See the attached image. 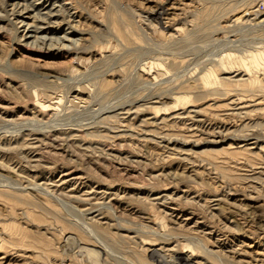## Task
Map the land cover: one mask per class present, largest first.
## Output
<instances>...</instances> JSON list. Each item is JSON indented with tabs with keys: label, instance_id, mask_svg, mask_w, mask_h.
<instances>
[{
	"label": "rangeland",
	"instance_id": "1",
	"mask_svg": "<svg viewBox=\"0 0 264 264\" xmlns=\"http://www.w3.org/2000/svg\"><path fill=\"white\" fill-rule=\"evenodd\" d=\"M257 1L0 0V264H264Z\"/></svg>",
	"mask_w": 264,
	"mask_h": 264
},
{
	"label": "bare ground",
	"instance_id": "2",
	"mask_svg": "<svg viewBox=\"0 0 264 264\" xmlns=\"http://www.w3.org/2000/svg\"><path fill=\"white\" fill-rule=\"evenodd\" d=\"M35 2H37L36 4L34 3V5L35 6H38V7H41L43 4H45L46 2H48V0H35ZM36 15H37V13H36ZM157 15H159V14H157ZM54 16H57V15H54V14H51V11H49V12H47V13H44V15H42V19H41V21L40 22H42L43 23V26H45V27H40V28H34V32L35 33H37V32H39L40 33V31L41 32H45V31H48V30H52V28H53V24H55V23H53V22H50V20L52 19V17H54ZM56 18V17H55ZM38 19V18H37ZM51 23H53L52 25H51ZM55 26V25H54ZM41 37V36H40ZM39 39H43V40H45L46 38L45 37H41V38H39ZM188 259V258H187ZM189 260V259H188ZM176 261V263L175 264H187V262L186 261H184V260H182V259H180V260H175Z\"/></svg>",
	"mask_w": 264,
	"mask_h": 264
},
{
	"label": "built area",
	"instance_id": "3",
	"mask_svg": "<svg viewBox=\"0 0 264 264\" xmlns=\"http://www.w3.org/2000/svg\"><path fill=\"white\" fill-rule=\"evenodd\" d=\"M255 4L258 10L264 11V0H259Z\"/></svg>",
	"mask_w": 264,
	"mask_h": 264
}]
</instances>
